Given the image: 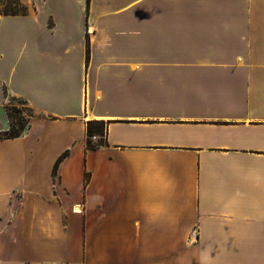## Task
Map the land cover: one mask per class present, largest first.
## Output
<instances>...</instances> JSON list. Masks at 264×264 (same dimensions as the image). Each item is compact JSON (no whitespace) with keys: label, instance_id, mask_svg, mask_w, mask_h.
Masks as SVG:
<instances>
[{"label":"crops","instance_id":"crops-1","mask_svg":"<svg viewBox=\"0 0 264 264\" xmlns=\"http://www.w3.org/2000/svg\"><path fill=\"white\" fill-rule=\"evenodd\" d=\"M174 1L0 14V264H264V0H184L213 50L158 37Z\"/></svg>","mask_w":264,"mask_h":264},{"label":"rangeland","instance_id":"rangeland-1","mask_svg":"<svg viewBox=\"0 0 264 264\" xmlns=\"http://www.w3.org/2000/svg\"><path fill=\"white\" fill-rule=\"evenodd\" d=\"M19 0H0V10L5 9L6 7H13L15 3H17ZM23 2V0H20ZM259 1V0H255ZM262 1V0H261ZM175 9H174V18H175V25L174 27L171 26L170 24L166 26L164 24L163 26H158V37L163 38L164 36L161 35L164 31V35H169V38L172 39L173 37L175 38V50H183V49H191V50H213L215 47V36L213 33H210V29L208 27H190V26H185L183 24V19H184V11H183V3L184 0H175ZM192 13V12H191ZM199 12H195L196 15H198ZM210 14V12H207ZM162 14V11H159V15ZM190 11H187V18H189ZM144 18H150L151 17V11H144ZM161 18V16H160ZM150 29L149 27H144L143 28V33L144 34H150ZM169 30V32H168ZM185 43V44H184ZM186 45V46H185ZM19 108L21 114L23 115H28L30 113V110L28 106L22 102L20 99L16 98H8V102ZM93 141L98 140L97 138H92Z\"/></svg>","mask_w":264,"mask_h":264},{"label":"trees","instance_id":"trees-1","mask_svg":"<svg viewBox=\"0 0 264 264\" xmlns=\"http://www.w3.org/2000/svg\"><path fill=\"white\" fill-rule=\"evenodd\" d=\"M27 6L22 1H17L13 7H6L0 10V14L4 15H24L27 13ZM22 101V100H21ZM24 102V101H22ZM25 103V102H24ZM6 114L9 119V127L6 130L0 131V139L13 138L20 136L28 127L29 120L27 115H23L20 109L13 106L10 101L6 105ZM30 114V113H29ZM105 121L103 120H89L86 122V148L96 149L106 143L105 141ZM98 136V140L93 141L92 138ZM68 152L60 155L53 167L55 171L57 164L66 157Z\"/></svg>","mask_w":264,"mask_h":264}]
</instances>
